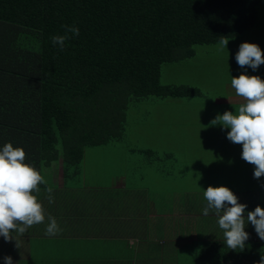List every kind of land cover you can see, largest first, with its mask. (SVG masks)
Segmentation results:
<instances>
[{"label":"trees","instance_id":"16d2710c","mask_svg":"<svg viewBox=\"0 0 264 264\" xmlns=\"http://www.w3.org/2000/svg\"><path fill=\"white\" fill-rule=\"evenodd\" d=\"M260 21L264 0H0V150L11 143L45 179L44 170L60 164L62 181L77 183L85 148L125 140L132 103L203 96L197 87L161 84L162 65ZM62 25L79 35L60 51L50 38L64 34ZM138 152L160 168L171 156ZM250 187L237 195L264 209V188ZM224 244L200 243L193 264H259L264 255V242Z\"/></svg>","mask_w":264,"mask_h":264},{"label":"crops","instance_id":"0c3cea01","mask_svg":"<svg viewBox=\"0 0 264 264\" xmlns=\"http://www.w3.org/2000/svg\"><path fill=\"white\" fill-rule=\"evenodd\" d=\"M141 163L143 173L149 169L147 177L141 174L132 180L120 174L124 176L114 177L105 187L64 183L62 169L58 177L56 166L53 181L48 182L54 202H48L45 185L34 193L45 221L23 235L12 232L8 242L0 236V264L5 256L13 264H183L194 256L193 246L225 242L215 213L203 215L204 198L186 193L176 183L182 176L174 163L163 169L146 160ZM236 197L248 204L244 195ZM256 203L252 200L245 209L244 230L247 241L264 242L246 220ZM49 216L61 229L55 236L45 234Z\"/></svg>","mask_w":264,"mask_h":264},{"label":"rangeland","instance_id":"374dc122","mask_svg":"<svg viewBox=\"0 0 264 264\" xmlns=\"http://www.w3.org/2000/svg\"><path fill=\"white\" fill-rule=\"evenodd\" d=\"M228 41L223 49L219 43L197 45L192 58L162 65L161 84L190 85L197 87L203 96L152 98L132 103L127 110L124 141L84 149L79 183L105 187L120 174L132 180L141 174L147 177L145 174L148 175L149 169L144 174L141 162L148 159L138 151L151 149L161 158L164 154L171 155L160 162L161 167H170L174 163L175 172L182 176L176 183L182 185L186 193L200 199L204 198L202 191L209 186H224L237 195L240 190H249L252 184L254 194L261 192L260 182L264 183V177L253 178L254 166L241 159L242 146L227 139L229 129L213 126L211 121L225 111L235 114L238 106L244 103L231 87V78L244 74L264 79L261 71L264 64L253 71L247 66L241 68L235 60L239 45L244 42L258 45L264 53V22L260 21L256 28ZM56 174L61 177L59 165ZM44 175L48 182L53 181L52 171L46 169ZM192 248L197 251L196 246ZM189 261L183 264H193Z\"/></svg>","mask_w":264,"mask_h":264},{"label":"clouds","instance_id":"9594fccd","mask_svg":"<svg viewBox=\"0 0 264 264\" xmlns=\"http://www.w3.org/2000/svg\"><path fill=\"white\" fill-rule=\"evenodd\" d=\"M63 35L52 36L51 43L60 51L66 46V41L79 35L75 25H62ZM228 39L221 37L219 47L226 48ZM235 60L241 68L245 66L256 71L264 64V53L258 45L241 43L235 55ZM231 87L235 94L244 100L237 111L217 115L211 121L213 126L220 125L229 129L227 139L242 146L241 159L254 166L253 178L264 177V80L259 76L241 74L231 78ZM26 153L22 148H14L6 143L0 150V236L5 242L12 240L11 233L23 235L28 228L45 221L44 208L38 202L37 195L45 185L44 191L51 204L54 202L53 187L33 166L26 164ZM264 188V185H261ZM206 205L203 215L214 212L219 228L223 230L225 246L229 249L243 250L245 241L249 239L245 229V209L247 205L238 202V198L227 187H207L202 191ZM247 224L250 223L258 238L264 241V209L256 206L247 212ZM45 234L57 235L61 229L54 217H48ZM4 264H13L10 256L3 258ZM259 264H264L261 255Z\"/></svg>","mask_w":264,"mask_h":264}]
</instances>
